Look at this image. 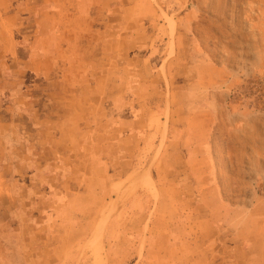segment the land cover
I'll return each mask as SVG.
<instances>
[{
	"label": "rangeland",
	"instance_id": "rangeland-1",
	"mask_svg": "<svg viewBox=\"0 0 264 264\" xmlns=\"http://www.w3.org/2000/svg\"><path fill=\"white\" fill-rule=\"evenodd\" d=\"M142 196L171 264H264V0H0V264H104Z\"/></svg>",
	"mask_w": 264,
	"mask_h": 264
},
{
	"label": "crops",
	"instance_id": "crops-1",
	"mask_svg": "<svg viewBox=\"0 0 264 264\" xmlns=\"http://www.w3.org/2000/svg\"><path fill=\"white\" fill-rule=\"evenodd\" d=\"M131 205V208L127 212V217L133 219L135 222V229L132 233H122L120 231V217L111 220L108 227V230L110 231H108V238H106L108 241V249L106 248V253L103 255L104 264H117L118 262L124 264H171L172 262H175V258L183 255L179 254L176 249L177 244H174L173 249L172 247L169 248L170 244L167 246L165 243L164 245L165 241L159 236V228L157 223L154 222V217H150V214L144 211L145 207H149L150 210L152 208L150 206H145L146 202L144 196L135 199ZM127 235L135 236L133 239L129 240V244H133L135 248L134 250L127 247ZM147 240L149 247L146 246ZM144 245L145 253L143 259L140 260L138 258L140 257ZM135 253H137L136 261L133 260ZM82 256L87 259L89 257L88 254ZM76 261L79 260L74 259V261H71V264H75ZM79 264H82V260H80ZM89 264H95V260L92 259V263Z\"/></svg>",
	"mask_w": 264,
	"mask_h": 264
}]
</instances>
